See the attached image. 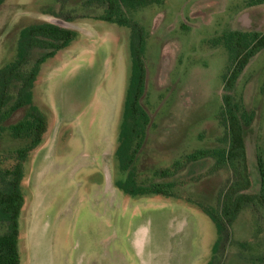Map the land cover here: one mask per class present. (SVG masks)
<instances>
[{
    "label": "rangeland",
    "instance_id": "1",
    "mask_svg": "<svg viewBox=\"0 0 264 264\" xmlns=\"http://www.w3.org/2000/svg\"><path fill=\"white\" fill-rule=\"evenodd\" d=\"M85 1L0 5V68L14 59L24 26L56 22L77 32L68 48L41 65L32 90L47 130L24 162L20 264H206L216 231L197 204L215 207L232 176L229 169L211 171L214 158H185L224 146L217 116L229 57L213 41L229 31L264 32V2L162 0L128 14L144 36L140 104L149 117L136 179L144 186L175 184L170 197H131L115 186L125 175L114 157L131 73V31L97 20L102 9ZM59 12L71 13L72 21L57 18ZM235 92L254 114L243 133L251 182L246 193L254 194L260 189L256 156L264 160V50L246 66ZM20 146L7 137L0 141L3 165L12 164L9 157ZM177 161L183 166L174 176L157 174ZM254 213L247 207L238 215L221 264H249L251 254L264 252V223Z\"/></svg>",
    "mask_w": 264,
    "mask_h": 264
},
{
    "label": "trees",
    "instance_id": "2",
    "mask_svg": "<svg viewBox=\"0 0 264 264\" xmlns=\"http://www.w3.org/2000/svg\"><path fill=\"white\" fill-rule=\"evenodd\" d=\"M5 0H0V5ZM162 0H86L87 6L102 9L96 19L131 31L130 59L131 73L125 92L122 119L119 125L114 157L124 180L115 186L127 196L162 195L173 196L174 182L153 183L147 186L136 179L135 160L144 142L149 117L140 101L145 91L146 72L143 64L144 36L136 23L128 19V14L141 7ZM259 3L264 0H253ZM56 17V16H55ZM71 13L59 12L57 18L71 22ZM77 37V32L59 23H33L22 27L17 36L14 59L0 68V141L4 138L19 141L22 146L11 153L10 165H3L5 156L0 149V264H20L18 252V218L24 205L21 183L24 179V162L30 152L42 142L47 130L44 115L33 104V87L41 65L66 49ZM214 44L222 45L228 53L229 62L222 75L221 104L217 116L224 129L222 148L196 151L189 154L186 162L204 158H214L213 170L229 169L232 180L225 191L217 197L215 207L197 204V207L215 226L216 239L211 248V256L206 264H221V258L231 240L230 230L238 215L247 207L257 215L258 223H264V160L256 156L260 181L258 193L249 194L251 182L247 167V154L244 130L249 127L253 112H249L242 99L237 96L235 87L249 62L264 50V32L229 31ZM19 110L22 117L15 123L7 121ZM184 161V162H185ZM185 162V163H186ZM183 166L175 162L171 169L160 170L157 174L170 178ZM254 213V214H255ZM256 236V235H255ZM246 243H239L243 249ZM261 246V244H260ZM247 259L249 264H264V252L258 251Z\"/></svg>",
    "mask_w": 264,
    "mask_h": 264
},
{
    "label": "crops",
    "instance_id": "3",
    "mask_svg": "<svg viewBox=\"0 0 264 264\" xmlns=\"http://www.w3.org/2000/svg\"><path fill=\"white\" fill-rule=\"evenodd\" d=\"M68 47H69V46H68ZM68 47H67V48H68ZM61 51H62V50H61Z\"/></svg>",
    "mask_w": 264,
    "mask_h": 264
}]
</instances>
